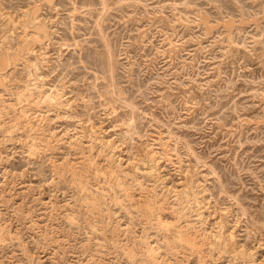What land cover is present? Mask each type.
<instances>
[{"label": "rangeland", "instance_id": "1", "mask_svg": "<svg viewBox=\"0 0 264 264\" xmlns=\"http://www.w3.org/2000/svg\"><path fill=\"white\" fill-rule=\"evenodd\" d=\"M0 264H264V0H0Z\"/></svg>", "mask_w": 264, "mask_h": 264}]
</instances>
